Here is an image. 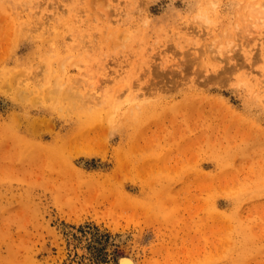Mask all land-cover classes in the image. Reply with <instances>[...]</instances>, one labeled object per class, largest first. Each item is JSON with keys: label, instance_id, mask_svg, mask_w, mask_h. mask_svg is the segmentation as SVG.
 I'll use <instances>...</instances> for the list:
<instances>
[{"label": "rangeland", "instance_id": "374dc122", "mask_svg": "<svg viewBox=\"0 0 264 264\" xmlns=\"http://www.w3.org/2000/svg\"><path fill=\"white\" fill-rule=\"evenodd\" d=\"M102 107L107 121L88 125L105 135L108 159L77 153L83 141L68 154L79 120ZM37 120L46 125L37 130ZM138 134L148 150L140 156L159 141L183 144L182 159L171 157L175 176L210 174L213 198L196 182L195 208L165 162L143 166L147 190L133 165L109 182L74 171L109 173L114 149L131 148ZM226 156L232 163L221 168ZM263 183L264 0H0V264H118L123 255L137 264H264V208L244 195ZM238 209L254 220L257 241L246 250Z\"/></svg>", "mask_w": 264, "mask_h": 264}, {"label": "bare ground", "instance_id": "6f19581e", "mask_svg": "<svg viewBox=\"0 0 264 264\" xmlns=\"http://www.w3.org/2000/svg\"><path fill=\"white\" fill-rule=\"evenodd\" d=\"M196 96H197V94H193L192 95V97H194V98H196ZM118 97H120V96H118ZM118 97L115 100L116 102H118V100H119ZM203 98L207 99L208 97L206 95ZM209 99L210 100H208V101L214 102V105L217 106L219 109H221L220 111L224 115L226 113L227 115H229L233 119L237 118V117L242 119L241 118V112H237L236 110H234L225 100L214 99V97H210ZM155 104H156V102L154 103V107H156V105L159 106L161 104V102H159L156 105ZM154 107L149 106L147 109H145V112L147 114H150L149 113L150 110L155 111ZM105 110H106V107H102V108H99V109L88 110L87 111V113H88L87 114V118H85V119L81 118L79 120L80 121V127L77 129L78 131L74 132V134H72L71 139L68 142V144H66L63 147V149L65 151L68 150L67 151L68 154L70 152H72L71 150L74 149V148H72L71 150L69 149L70 146L73 144V142H75V144H77V146H79V144H81L79 142L83 141V143H82V147H83L82 150L83 151L82 150H77V149H79V147L78 148L76 147L77 153L79 151L80 152L79 154H83V155H85L88 158L101 157L103 160L108 159L107 157H109L108 156L109 148L105 145V147H107V149L105 148L106 151L99 150V149H101V148H99V145L101 144V146H102V140L104 141L105 138H106L105 135L103 134L104 136L100 137L99 134L97 132H95V131H98L99 128L94 127V126L91 127L90 125H88V124L92 123L93 120L96 117H98V119L101 118L100 121H102V119L106 120L107 116H106V113L104 112ZM139 110L140 109L138 108V110H136V112L139 113ZM245 110H246L245 107H243V108H241L240 111L244 112ZM123 115H124V118L122 119V123H123V126L126 127L124 129L126 131H134L135 127L133 125H131V126H127L126 125L129 122V121H127V120H129V114H123ZM144 115H145V113H144ZM147 119L149 120V117L147 118V117L143 116L141 119H139V122H142V124H143ZM258 119L259 118H256L255 121L258 122L259 121ZM45 125H46V123L42 122L41 120H37L36 129L39 130L41 127H43ZM103 128H102V130H103ZM107 130L108 129L104 128V132L107 131ZM90 131H92V132H90ZM78 138H80V139H78ZM140 141H141V136H140V134H138V136L136 138L134 137V144H133V146L131 148H127L126 150H122L121 148L120 149H117V148L114 149V152H113V154H111V159H110V161L113 164V169L109 173L108 172L107 173H103V172H98V171H96V172H84V171L79 170L77 168H74V171L79 176H82V177L87 176L88 179H95V180L99 179V180H104L105 182H109V181H111L113 179L114 180H118L119 178H125L126 179V177H124V175L127 174V170L129 168V166L133 165V167H135L134 169H136L135 172H134V175L138 179L143 180V184H142L141 188H143V190H145V189L147 190V188L150 185H152L153 183L151 181H149V179H148L149 177L147 179H145L143 177V176L146 175V174L142 175L143 174L142 173L143 166H144V170H146L147 168L152 166L153 163H154V165L155 164L158 165V164H161V163L165 162V163L168 164L167 167H169V172H167V174H166V177H167L168 180H175V179H177V180H185V179H183V177L175 176V174H177V173H175V171L179 167L178 168H174L172 165H170L171 162H172V159H173L171 157H175V158L179 157L178 158L179 160L182 159V157L180 155L181 153L179 151L182 150L181 148H183V146H184L183 144H177V142H176V145L178 146V150H173V149H171V148H173L172 144H165L164 145V144H162L159 141L157 144H155V146L147 147L149 149L150 153H147L146 156H140V155L137 154L139 150L142 151L143 149H145V151H143V152L148 151V150H146L144 145H140ZM167 141H169V140H167ZM71 142H72V144H71ZM85 142H87L88 144H85ZM164 143H165V141H164ZM252 143L255 144V145L258 144L257 141L256 142L253 141ZM105 144H107V141H105ZM72 146H74V145H72ZM240 146L241 145H237V148H240ZM166 147H169V148L165 150ZM214 147H215L214 143L209 144V146H208V148H210L212 150H213ZM242 147L244 149H247L248 148V143L247 142L246 143H242ZM74 153H76V152H74ZM201 153L204 154L205 156H207L205 151H201ZM255 153H257V155H258V152H255ZM255 153H253V154H255ZM182 155H184V152L182 153ZM256 156L253 157V160L254 159H256V160L260 159V157H256ZM178 159H175V161L177 162ZM242 159H243L242 162L246 161L245 158H242ZM230 160H231V157H227L226 156V157H224V159H222V161H218L217 164L219 163V166L221 168H225L226 166H228V165H230L232 163ZM193 161H195V160H193ZM247 161H250V160L247 159ZM139 166L142 167V168L140 167L141 170H139ZM181 169H183V168L181 167ZM128 176L129 175H127V177ZM153 176H154V174L152 173V179H153ZM193 178H191V177L187 178L185 180L184 184L181 185V190L185 194L186 199H188L190 202H192V204L194 203L195 208H196L197 204L200 203L201 200H199V197H197L198 195H197V193H195V189L196 188L200 189L202 185L207 186V189L209 188V197H210V199H211V197L213 198L214 193H212V190H214V179H213V177L210 174L194 175ZM157 179H158V176L155 177L156 181H157ZM188 180L191 183H189ZM186 181H188V183ZM196 182H197L198 185L195 184ZM192 183H194L195 185L192 184ZM196 185H197V187L195 188ZM256 187L254 186L251 189L245 190V192H244L245 199H250L249 196L251 195V199L256 200L255 202H253L252 207L255 208V209H257L259 207L264 208V199H259V198L264 196V183L263 184H259ZM200 190L202 192L203 189H200ZM237 195L238 196L234 200H237L238 198L241 197V195H239V194H237ZM182 201H183V199L181 201H179V202H175V203L170 202V203H168L169 204V208L172 209L173 207L180 206L182 204ZM230 202L234 203L231 200H230ZM161 204H162V202H161ZM205 210L211 212L213 210L212 203H210L209 207L206 208ZM170 212H172V210H170ZM250 213L254 214V212H250ZM240 214H241L240 209L236 210V216H238V224H237L238 230L237 231H239V234H240V237L237 240H238L240 245L242 244V246H243L242 248H244V249L246 248L247 249V247L245 245H247L248 243H252V242L257 241V239L253 240V233H252V231L255 232L254 231L255 230V228H254V220L251 221L248 217H244L242 214L241 215ZM232 217H234L235 219L237 218V217H235V215H233ZM203 220L210 221V219L208 217L204 218ZM119 240L120 241L126 240V236L125 235L121 236V237L119 236ZM118 264H137V263H136L135 259L132 258L131 256L123 255V256H121L118 259Z\"/></svg>", "mask_w": 264, "mask_h": 264}]
</instances>
